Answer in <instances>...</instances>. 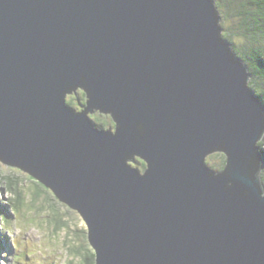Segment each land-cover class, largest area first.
Masks as SVG:
<instances>
[{
    "label": "water",
    "instance_id": "obj_1",
    "mask_svg": "<svg viewBox=\"0 0 264 264\" xmlns=\"http://www.w3.org/2000/svg\"><path fill=\"white\" fill-rule=\"evenodd\" d=\"M221 20L215 0H0V161L81 214L97 264H264V105Z\"/></svg>",
    "mask_w": 264,
    "mask_h": 264
},
{
    "label": "rangeland",
    "instance_id": "obj_2",
    "mask_svg": "<svg viewBox=\"0 0 264 264\" xmlns=\"http://www.w3.org/2000/svg\"><path fill=\"white\" fill-rule=\"evenodd\" d=\"M219 12L222 16L221 9ZM221 24L224 33L227 30L225 25L235 31L239 21L237 16L231 15L225 20L222 17ZM237 40L241 43L239 37ZM72 96L73 93L68 94L67 101ZM79 101L80 98L76 96L72 105L77 110L82 108ZM103 115L101 116L107 123L105 128H110L108 124L114 123L112 117L106 120ZM92 120L96 125L93 118ZM225 157V153L215 152L206 158V162L211 168L220 170ZM139 159L141 160L140 157ZM136 163L133 162V166L140 169ZM0 172L19 173V188L22 194L19 198V195L6 185L0 191V204L8 206L7 210L12 217L9 226L5 222L0 224V236L4 245L0 250V264H69L71 261L81 263L83 256L92 251L87 237L89 227L81 214L60 202L50 188L32 180L29 174L20 168L0 161ZM15 203L19 204L18 208L14 206ZM59 222H62L60 229L57 228Z\"/></svg>",
    "mask_w": 264,
    "mask_h": 264
},
{
    "label": "trees",
    "instance_id": "obj_3",
    "mask_svg": "<svg viewBox=\"0 0 264 264\" xmlns=\"http://www.w3.org/2000/svg\"><path fill=\"white\" fill-rule=\"evenodd\" d=\"M219 9L222 10L224 20L231 15L237 16L239 25L236 26V30H230L228 26L225 25L227 29L223 33V37L228 40L233 51L239 57H241L249 67V73L251 78L249 81L250 88L259 97L264 105V0H215ZM234 12V14H231ZM223 27V25H222ZM237 37L241 39V43L238 42ZM80 98L79 104L82 108L87 104V94L84 89H78L73 93L71 99L68 100L70 105H73L75 97ZM81 108V109H82ZM103 113L95 112L91 114V117L96 122V125H101L100 128H105L107 123L103 120L101 116ZM106 120L109 114L103 115ZM115 123L108 124V126L113 127ZM264 159V138L258 143ZM136 165L144 171L146 163L139 158L136 159ZM226 164V157L224 164L220 169H224ZM19 173H3L0 172V191L2 187L9 186L16 195L22 196L21 190L19 188ZM29 177L33 180L35 179L31 175ZM262 182L264 184V167L261 173ZM38 181L37 179H35ZM39 182V181H38ZM41 183V182H40ZM54 194V192H52ZM56 196V195H55ZM60 202H62L60 200ZM20 203V202H19ZM64 203V202H63ZM67 205V204H66ZM14 206L18 208L19 204L15 203ZM8 206L5 207L0 204V224L10 225L12 220L11 214L8 212ZM62 227V222H59L57 228ZM88 237V236H87ZM89 240V237H88ZM90 243V241H89ZM91 244V243H90ZM3 245L2 237L0 236V250ZM92 246V244H91ZM69 264H77L71 261ZM78 264H97L96 262V250L92 246V251H88L86 255L83 256L81 263Z\"/></svg>",
    "mask_w": 264,
    "mask_h": 264
},
{
    "label": "clouds",
    "instance_id": "obj_4",
    "mask_svg": "<svg viewBox=\"0 0 264 264\" xmlns=\"http://www.w3.org/2000/svg\"><path fill=\"white\" fill-rule=\"evenodd\" d=\"M72 106V105H71ZM83 109V108H82ZM79 110H81V109H79ZM92 118V117H91ZM114 127V126H113ZM111 128V127H110ZM226 155V154H225ZM142 160V159H141ZM144 161V160H143ZM145 169H146V167H145ZM221 170V169H220Z\"/></svg>",
    "mask_w": 264,
    "mask_h": 264
},
{
    "label": "flooded vegetation",
    "instance_id": "obj_5",
    "mask_svg": "<svg viewBox=\"0 0 264 264\" xmlns=\"http://www.w3.org/2000/svg\"><path fill=\"white\" fill-rule=\"evenodd\" d=\"M143 161V160H142ZM145 162V161H144ZM146 163V162H145ZM147 166V163L145 164Z\"/></svg>",
    "mask_w": 264,
    "mask_h": 264
}]
</instances>
